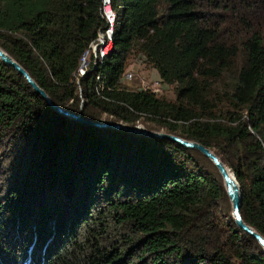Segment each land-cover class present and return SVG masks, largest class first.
Instances as JSON below:
<instances>
[{
  "label": "trees",
  "instance_id": "1",
  "mask_svg": "<svg viewBox=\"0 0 264 264\" xmlns=\"http://www.w3.org/2000/svg\"><path fill=\"white\" fill-rule=\"evenodd\" d=\"M99 5L0 0V47L61 107L83 102L85 118L211 149L239 183L243 221L264 237V27L249 24L264 22V0H113L112 50L75 77L103 26ZM140 55L174 100L126 86ZM221 201L222 178L199 151L72 120L0 60V264H264L233 219L212 234L209 206Z\"/></svg>",
  "mask_w": 264,
  "mask_h": 264
},
{
  "label": "water",
  "instance_id": "2",
  "mask_svg": "<svg viewBox=\"0 0 264 264\" xmlns=\"http://www.w3.org/2000/svg\"><path fill=\"white\" fill-rule=\"evenodd\" d=\"M0 60L8 66L13 67L20 75L24 77L27 83L32 87L33 92L40 95L46 103L58 113L71 118L72 120L78 121L83 124L95 125L102 128H111L115 130L125 131L131 134L146 136L150 138H162L173 141L183 147L192 148L199 151L202 155L208 158L218 170L220 174L223 186L227 195V198L231 205L232 217L235 225L242 229L244 232L254 237L260 244L264 251V237L257 232L253 227L245 223L242 219L240 208L242 202V193L239 183L234 175V172L209 148L203 144L186 138H182L178 135L167 133L164 131H157L144 128L140 125H129L122 122L109 121V120H94L88 119L82 116L81 112L75 113L68 108L61 107L55 103L46 91L40 87L37 82L30 76L26 69L19 64L11 55H9L4 49L0 47Z\"/></svg>",
  "mask_w": 264,
  "mask_h": 264
},
{
  "label": "built area",
  "instance_id": "3",
  "mask_svg": "<svg viewBox=\"0 0 264 264\" xmlns=\"http://www.w3.org/2000/svg\"><path fill=\"white\" fill-rule=\"evenodd\" d=\"M113 0H100L99 13L103 20V26L97 30L95 37L88 43L86 49L83 51L79 57V66L74 73L75 77L81 76L86 71L95 69L103 65L104 59L113 47V37L116 22V11L112 7ZM154 73V72H153ZM135 76L134 72L129 71L124 76V79L131 80ZM151 83L147 82L143 78L140 80V84L143 88L140 89H150L154 93H159L163 89L167 88L161 80L155 75ZM99 80V88L103 89V82L100 80V76H97ZM146 87V88H144Z\"/></svg>",
  "mask_w": 264,
  "mask_h": 264
},
{
  "label": "rangeland",
  "instance_id": "4",
  "mask_svg": "<svg viewBox=\"0 0 264 264\" xmlns=\"http://www.w3.org/2000/svg\"><path fill=\"white\" fill-rule=\"evenodd\" d=\"M245 16H243V17H245ZM238 20H239V18H233L232 19V22L235 23ZM263 23L264 22H262V25H257L254 21L249 22L250 26H252L254 28H260V29H262L264 27ZM259 24H260V22H259ZM234 30H237V28H234ZM128 63H130V64H129V66H128L129 68H127V70L128 71H131V72L134 70L135 76H134L133 79L131 78V80H129L131 82H127L125 80V84H126L127 87L130 88V85L133 83V84H135V86H137V87L139 86V88H143V86L140 84L141 83L140 82L141 78H143L147 82L149 81V83H151V81L153 80V77L154 78L156 77L155 76L156 75L155 73H153V72L150 73V71H149L150 68H148L145 64L144 65L142 64V57H141V55L139 57L138 56L137 57H135V56L134 57H131V59L128 60ZM77 81H78V79L76 80V82ZM144 88H146V87H144ZM158 95L161 96V97H164L167 100H174L175 99L174 86H172V85L168 86L166 89H163L161 92H159ZM82 104H83V102H82ZM82 104L80 105V109L81 110H79V112H82V109L84 107ZM79 112H77V113H79ZM137 125H139V124H137ZM140 126H142V125H140ZM157 131H164V130H157ZM3 154H4V152H3ZM4 156H6V150H5ZM24 161H21L20 162L21 165L24 163ZM30 163L31 162L29 161L28 163H26V164H24L22 166L23 167L28 166V165H30ZM57 193H61L62 194V192L59 189H55L54 192H53V194L55 195ZM61 194L58 195L60 197V199L64 197ZM54 195H51L50 197L52 198ZM96 196H98L99 199H101V200L103 199L104 200L103 202L101 201L102 202V205H104L105 204V197H106L105 194L103 192L99 191V192L96 193ZM50 197L47 198V201L49 200ZM101 202H98V203H101ZM221 202L217 203L216 205L212 204V206L211 205L209 206L210 210H212V209L214 210L213 213H214V215L217 218V219H215V220H217V223H214V225L211 226V228H212V234H215V232H217L218 235H223L224 234L223 231H225V232L228 231V227L230 226L229 223H230L231 219H233L232 214H231L232 213L231 205L228 204L226 201H221ZM218 204H219V206H218ZM113 221L114 220H110L109 221V225H108L109 228H108L107 235L111 237L109 239H110L111 243L113 245H115V244L118 243V238H117V232L118 231L115 232V226H116V224L113 223ZM101 240H103V237H100L99 238V242H101ZM119 247H121V246H119ZM42 251H43V249L41 250V252Z\"/></svg>",
  "mask_w": 264,
  "mask_h": 264
}]
</instances>
